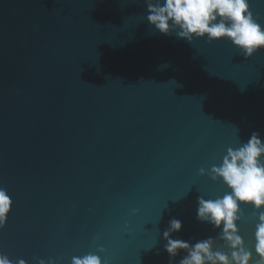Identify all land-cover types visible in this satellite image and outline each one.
Returning <instances> with one entry per match:
<instances>
[{
  "label": "water",
  "instance_id": "1",
  "mask_svg": "<svg viewBox=\"0 0 264 264\" xmlns=\"http://www.w3.org/2000/svg\"><path fill=\"white\" fill-rule=\"evenodd\" d=\"M249 4L264 27V0ZM146 14L145 0H0L10 259L169 264L170 220L173 239L218 235L197 198L226 189L199 170L252 132L264 142V50L245 59L223 38L165 36ZM239 216L251 247L255 215Z\"/></svg>",
  "mask_w": 264,
  "mask_h": 264
},
{
  "label": "clouds",
  "instance_id": "2",
  "mask_svg": "<svg viewBox=\"0 0 264 264\" xmlns=\"http://www.w3.org/2000/svg\"><path fill=\"white\" fill-rule=\"evenodd\" d=\"M145 5L147 23L162 35H175L188 43L205 37L209 43L223 38L245 59L264 50V27L254 16L249 0H145ZM199 175H207L226 189L222 196L197 198V220L211 224L218 235L194 243L173 239L172 233L179 232L182 224L177 219L170 220L163 233L169 264L181 252L184 255L179 264H264V142L260 134L252 132L246 142L228 147L219 164H213L207 171L201 168ZM11 205L7 190L0 187V229ZM245 207L251 208L255 215L251 247L238 227L239 212ZM34 260L35 264H57L51 258ZM0 264H27V261L13 260L0 252ZM71 264H102V261L98 255L88 253L74 256Z\"/></svg>",
  "mask_w": 264,
  "mask_h": 264
}]
</instances>
